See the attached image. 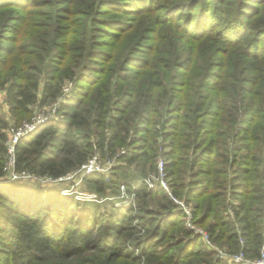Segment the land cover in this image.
<instances>
[{"label": "trees", "instance_id": "trees-1", "mask_svg": "<svg viewBox=\"0 0 264 264\" xmlns=\"http://www.w3.org/2000/svg\"><path fill=\"white\" fill-rule=\"evenodd\" d=\"M16 1L0 0V8L18 5ZM77 1L86 3L80 14L97 34L104 32L102 26L128 29L129 21L153 10L156 2ZM240 1L238 9L231 11L230 21L218 15L217 4L223 0H171L158 8L167 31L170 27L184 29L192 39L204 38L215 45L197 81L192 77L195 69L187 74V64L181 62L163 73L165 80L152 73L137 83L130 70L138 60L128 55L121 67L112 48L108 51L100 49L109 48L107 45L88 44L86 34L77 47L76 60L88 56L100 69L96 77L67 74L74 82L67 93L59 77L47 78L40 89L37 79H28L21 66L15 68L11 73L15 79L6 87V101L17 121L31 116L32 104L44 105L65 93L58 110L61 118L44 123L17 143V171L58 178L80 168L94 151L104 158L126 149L109 174L93 172L84 177L95 199L64 195L41 184L21 186L10 181L0 185V264H112L118 259L126 264H194L193 259L205 260L196 264H236L215 260V251L197 249L202 236L187 227L184 211L165 190L151 188L145 181L151 172H158L160 158L176 197L205 201L197 205L204 209L197 223L225 207L217 200L228 187L235 190L241 196L233 208L242 224L244 250L251 246L259 250L254 213L262 208L254 205L260 200L256 192H264V173L260 171L264 170V26L259 25L264 23V10L252 9L249 15L244 12L250 0ZM74 3L48 0L45 6L63 10ZM204 3L207 9L201 8ZM187 4L188 13L179 17ZM102 12L109 17L98 18ZM5 21L8 26L9 20ZM158 30L167 33L165 26ZM251 34L253 38L246 44L245 38ZM8 62L0 59V87L7 82L2 76ZM158 78H162L160 82ZM227 78L232 81L226 84ZM156 84H163L162 91L153 89L159 88ZM7 125L0 113V176L5 170ZM164 141H168V149ZM127 199L131 202L118 205ZM136 219L140 222L134 223ZM219 226L220 221L210 222L208 230L221 245L227 231H217ZM143 228V235L138 236ZM132 237L140 252L135 255L127 245ZM231 237L239 246L238 233ZM93 250L95 258L86 256ZM74 255L82 258L64 261Z\"/></svg>", "mask_w": 264, "mask_h": 264}, {"label": "rangeland", "instance_id": "rangeland-1", "mask_svg": "<svg viewBox=\"0 0 264 264\" xmlns=\"http://www.w3.org/2000/svg\"><path fill=\"white\" fill-rule=\"evenodd\" d=\"M18 1H16V4L18 5H14L9 8H0V59H8L9 61L7 67L4 68L5 74L2 76L7 82H4L5 86L0 87V113L8 123L6 128L8 136L9 134L13 133V129L23 125L25 121L29 122V120L33 118L41 117L40 120H45V118H61L62 115L58 111L60 101L64 98V94L69 92L72 85L74 84L73 80L67 77V74L75 72L77 75H87L89 77H96L98 75L97 71L100 68H97V66L100 65L91 63L88 60V56L85 59L76 60V55L79 53L77 47L80 45L81 41L83 40L82 36L85 34L88 39V44L93 42L92 44H94V46L107 45V47L110 49L104 48V46H101L100 49H107L108 51H110L112 48L117 59H120L119 65L121 67L129 56H133V59L138 60L139 63L135 64V68L130 70L133 72V81H136L137 83L150 78L152 73L153 75L159 73V76L161 75L165 80L166 76L163 77V73H168L167 70H170L172 65L175 66L181 62L187 64V67L184 68L186 69L185 72L188 70L187 74H190V71L195 69L194 76L192 77L195 81H197V79H200L199 73L201 68L206 67L210 55H213L214 53L212 51L215 45L209 40L204 41V38L192 39L184 29H178L174 27L173 24H170V26H173L174 28H168L172 31H167V23H163L160 20L161 17L164 18V15H161V10L159 11L158 8L162 2L170 3L171 0H156L155 4L152 5L153 10H146L140 14H137L134 17L135 21L133 20L132 23L129 21L130 27L124 31H120L117 28H112V26H102L104 27V32L101 34L99 33L100 35L91 31L90 21L80 14V12H84L86 8V3L84 4L83 0L82 4H78V1L74 0V5L70 4L63 10H60V8H52V5L45 6V3L48 2V0ZM118 1L120 2L123 0ZM240 3V0H223V2L217 4L219 7L218 15L220 18L223 17L227 21L232 20L231 11L234 13V11H236L240 6ZM186 7L187 9L185 8L182 11L179 10L181 11L179 13V17H185V15L188 13V4ZM202 7L207 9V3L202 4L201 8ZM212 7L214 6L212 5ZM252 9H260L261 11L264 10V2L250 0L248 2V6L245 8L244 13H249V15H251L253 13L251 11ZM107 15L108 14H104V12H102L97 17L101 19H107L109 17V15ZM125 17L127 18L128 16H124V18ZM6 19L9 20L8 26H4L6 24ZM131 25H133L132 28ZM223 25L224 22L221 24V26ZM259 25L264 26V23H259ZM162 26H165V32L167 33L159 32L158 29ZM252 38V34L247 35L245 38L246 42H244L247 44V42ZM244 42L241 44L242 48ZM8 48H11L12 51L10 52ZM38 55H42V57H36ZM188 59L191 60L190 62H192V69L188 63ZM107 64L108 63H105V66H107ZM17 66H21L22 72H24L28 79H37L40 89H42V86L47 78L59 77L58 80L61 81L63 85V92H65L61 97L59 96L50 103L42 105L37 102L32 104L30 106L32 110L31 116L29 118H24L21 122L17 121L11 115L9 112L8 103L6 101V87L12 80L15 79L11 73L15 71ZM54 67L60 68L53 71ZM108 71L110 70L108 69ZM0 73H3V66H0ZM232 73V70H229V75ZM162 78H158L159 82ZM225 80L226 84L227 82L230 83V81H232L230 78ZM156 85H158L159 88L155 87L153 88L154 90L162 91L164 88L163 84ZM40 126H42V124H40ZM40 126L27 133L23 137L33 133ZM163 144L167 146L168 149V141H164ZM125 149V147L124 149L120 148L116 152V155L124 153ZM93 153L98 154L99 157L102 156L100 152L94 151ZM101 158L103 159V157ZM106 158L107 157L105 156L104 159ZM8 160L9 156L7 155L6 150L5 164L8 162ZM117 162L118 161H116V163ZM6 168V171L4 170V173L2 176H0V185H6L10 181H15L17 185L19 184L21 186H23V183L30 185L41 184L48 189L60 191L64 195L76 194L78 198L83 195L84 198H80L83 200L96 198V195L91 193L90 188L84 184V178H80L78 174L74 175L73 178L59 179V177L52 178L50 176L32 175V177H29L27 174L28 172L26 171L27 173L25 175L18 177L15 176L16 173H14L12 170V166L7 164ZM77 170L78 169H75L68 173L73 175ZM260 171L261 173H264L263 169ZM155 176L157 177V173L154 172H151L149 175L151 178ZM165 176L167 177V174H165ZM166 179L168 181L170 180L168 177ZM234 191L231 187H228L226 192L224 191L225 193L222 194L218 200L216 199L217 201L223 202L225 207H218L219 210L212 212V216H209L207 221H202L199 223L196 221L202 217L204 209L201 210L197 208V205H199V203L203 204V202H205L203 198H194L189 200L185 197L179 198L185 199L186 203L194 211V218L192 221L194 228L192 229V227L187 224V221L185 224L187 227L192 229L193 232L198 233V236H202L201 241L198 243L196 248H204L207 251H215V260L218 258L223 260L224 257H222V255L224 254L228 255V257H234L238 255L242 256L245 262L234 261L236 264H264V218L261 217V214L264 213V192H256L255 197L260 198V202L257 201L254 205L256 208H262V210L254 213V220H256L257 226L259 227V232L257 233L259 234L258 238L261 241V245L258 251L254 248V246L248 247L249 249L246 251L244 250L246 247V240L241 231L242 224L239 223L235 217V211L233 208V206L239 203L241 196H237ZM124 201L125 202H119L118 205H125L131 202L128 199ZM223 208H225L226 211H222ZM195 211L198 213L197 216L195 215ZM224 212L225 215H223ZM216 215L220 217L219 220L215 218ZM216 221H220L222 223V226H219L217 231L221 229H223V231H227L226 237L228 238L223 237V240H221V245H219L220 243L215 242L209 235L208 224L210 222ZM139 222V219H136L134 223ZM144 231L145 229L143 228L141 232L138 233V236L143 235ZM235 232H237L240 237L239 246L236 244V238L231 237ZM135 237H132L129 239V241H127V245L132 248L130 252L135 250L133 255L140 253L139 249L135 246ZM120 249L123 250L122 247H120ZM95 255L96 251L94 250L86 254V256L92 258H95ZM80 258H82V256L74 255V257H69L64 261H66V263H71L72 261L76 262ZM193 260L194 264L197 262L200 263V261H205L202 259ZM227 261L231 262L229 259ZM112 264H126V261L124 259H118Z\"/></svg>", "mask_w": 264, "mask_h": 264}, {"label": "built area", "instance_id": "built-area-1", "mask_svg": "<svg viewBox=\"0 0 264 264\" xmlns=\"http://www.w3.org/2000/svg\"><path fill=\"white\" fill-rule=\"evenodd\" d=\"M60 106V105H59ZM59 110V107H58ZM41 117L39 118H33L29 120V122L25 121L23 125L19 126L18 128L13 129V133L9 134V136L6 139V149H7V155L9 156L8 162L5 164V171L7 164L12 166V170L14 173H16L15 176H23L27 172L26 171H17L15 166H16V145L19 142V140L26 135L27 133L33 131L36 129L40 124H44L48 121H51L53 119L45 118V120H40ZM40 120V121H39ZM118 155L115 156H107L106 159H102L101 157L98 156V154L93 153L90 158L83 163L80 168L76 172H74L73 175L67 174L63 177H59V179H67V178H73L74 175L78 174L80 178H84L87 174L93 173V172H99L103 174H109L116 164ZM29 177H32L31 174L27 173ZM165 161L161 158L158 162V172H157V177H148L145 179V181L149 184L151 188H162L165 190L168 195L177 203V205L180 207L181 210L184 211L185 216H186V221L187 224L194 228V225L192 223L193 221V216H194V211L191 209V207L186 203L185 199H179L173 194V191L171 189L169 181L166 179L167 177L165 176ZM122 188L125 190V187L122 186ZM80 197V196H79ZM89 197V196H87ZM86 197V198H87ZM80 198H84L83 195H81ZM224 259H229L231 262H245L243 260L242 256H234V257H228V255H222Z\"/></svg>", "mask_w": 264, "mask_h": 264}]
</instances>
